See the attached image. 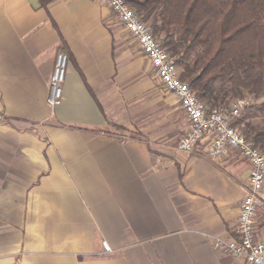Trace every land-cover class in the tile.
Wrapping results in <instances>:
<instances>
[{
  "label": "crops",
  "instance_id": "1",
  "mask_svg": "<svg viewBox=\"0 0 264 264\" xmlns=\"http://www.w3.org/2000/svg\"><path fill=\"white\" fill-rule=\"evenodd\" d=\"M151 71L94 0H0V264H246L212 238L235 237L249 165L208 138L179 151L187 120Z\"/></svg>",
  "mask_w": 264,
  "mask_h": 264
},
{
  "label": "trees",
  "instance_id": "2",
  "mask_svg": "<svg viewBox=\"0 0 264 264\" xmlns=\"http://www.w3.org/2000/svg\"><path fill=\"white\" fill-rule=\"evenodd\" d=\"M207 107L247 105L231 126L264 152V0H124Z\"/></svg>",
  "mask_w": 264,
  "mask_h": 264
},
{
  "label": "built area",
  "instance_id": "3",
  "mask_svg": "<svg viewBox=\"0 0 264 264\" xmlns=\"http://www.w3.org/2000/svg\"><path fill=\"white\" fill-rule=\"evenodd\" d=\"M94 1L110 10L149 61L163 88L177 100L187 120V128L177 142V149L190 152L196 144L208 138L206 153L209 157H222L228 150L234 149L247 161V187L237 212L235 237L229 240L213 237L212 246L246 264H264V241L254 237V218L257 208L261 205L259 193L264 186V152L253 146L231 126L232 119L239 115L247 102L236 99L228 107H207L197 100L188 85L179 79L174 59L124 0ZM66 63V54L57 52L46 97L50 108L56 107L60 102ZM101 245L103 250L108 251L105 242Z\"/></svg>",
  "mask_w": 264,
  "mask_h": 264
},
{
  "label": "rangeland",
  "instance_id": "4",
  "mask_svg": "<svg viewBox=\"0 0 264 264\" xmlns=\"http://www.w3.org/2000/svg\"><path fill=\"white\" fill-rule=\"evenodd\" d=\"M131 40L133 41V39L131 38ZM133 43L135 44V42L133 41ZM136 46V44H135ZM137 48V46H136ZM151 79H152V83L154 84V87H156V89H159L161 91H166L163 86L161 85V83L159 82V80L157 79L155 72L151 71ZM154 92V91H153ZM152 92V98L154 96V93ZM167 92V91H166ZM157 109V106H155V104L152 102V106H151V112L153 113L155 110ZM253 122L261 125L262 127H264V116L255 119ZM181 137V136H180ZM180 137L178 138V140L180 139ZM177 140V142H178ZM177 145V144H176Z\"/></svg>",
  "mask_w": 264,
  "mask_h": 264
}]
</instances>
